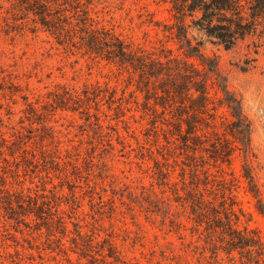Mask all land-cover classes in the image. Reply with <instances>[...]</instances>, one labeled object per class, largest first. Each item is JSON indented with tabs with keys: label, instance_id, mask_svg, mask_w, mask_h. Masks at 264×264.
<instances>
[{
	"label": "rangeland",
	"instance_id": "obj_1",
	"mask_svg": "<svg viewBox=\"0 0 264 264\" xmlns=\"http://www.w3.org/2000/svg\"><path fill=\"white\" fill-rule=\"evenodd\" d=\"M36 1L0 0V264H207L183 251L194 240L193 223L182 214V200L176 202L178 195L187 197L184 187L208 199L230 195L231 189L239 228L255 230L264 240V216L242 177L240 151L229 164L189 152L161 110L154 112L142 93H134L137 78L87 54L78 34L74 44L57 39V16L71 28L88 17V25L111 30L155 57L171 56L205 71L171 34L176 20L170 4L83 0L76 6V0H47L49 14L42 20L46 8ZM186 24L188 38L242 100L252 122L251 166L264 200V35L246 36L226 49L197 18H186ZM97 84L103 91L98 102L77 110L62 107L66 91L81 93ZM224 116L226 109H219L220 132ZM23 196L39 203L42 221L28 215V203L10 210V199ZM169 204L187 226L182 239L168 231V220L162 225ZM108 241L117 258L102 254L108 253ZM219 258L224 264H250L236 251L230 257L220 252Z\"/></svg>",
	"mask_w": 264,
	"mask_h": 264
},
{
	"label": "trees",
	"instance_id": "obj_2",
	"mask_svg": "<svg viewBox=\"0 0 264 264\" xmlns=\"http://www.w3.org/2000/svg\"><path fill=\"white\" fill-rule=\"evenodd\" d=\"M92 1L88 0L89 3ZM36 2L46 8L40 15L42 20H46L51 1L45 0V4L42 0ZM164 2L170 4L176 20L171 34L177 40L179 49L186 57L200 60L205 71H200L188 61L171 56H165V60L155 57L154 53L140 45L126 42L111 30L88 25V20L91 19L88 17L81 19L71 28L72 23L68 19L57 16V39L60 44H74V37L78 34L87 54L106 60L120 71L128 73L131 79L137 78L134 93H142L145 103L152 107L154 112L159 113L161 110L160 114L164 120L174 127L173 135H176V139L189 152L194 155L200 153L208 162L211 159L215 164H229L233 154L237 150L240 151L243 157L242 177L247 183L248 192L257 202L258 211L264 216V200L251 166L252 122L244 111L242 100L229 89L227 81L218 69L208 64L199 45H194L188 38L189 26L186 24V18H197V22L206 30L208 36L216 38L221 45L229 49L246 36L257 32L264 35V0ZM76 3V6L83 5V0H76ZM211 90L215 91L214 94ZM99 92H103L99 84L93 86L92 90L86 88L81 93L66 91L60 103L63 108L77 110V106L81 107L91 100L98 102L102 96ZM108 99L111 103L116 101L115 91L109 93ZM221 108L227 112V116H224L226 121L223 132H220L215 124L217 112ZM212 111L215 113H211ZM208 135L212 137L209 138ZM208 162H204V165ZM72 167L78 169L73 163ZM225 183L224 180L220 181V186ZM184 188L187 197L178 195L176 202L182 200V214L189 223H193L191 234L194 239L188 243V249L183 250L185 255L190 252L199 258V262L224 264L219 258L220 252L230 257L236 251L245 256L250 264H264V240L255 230L248 227L239 228L240 215L235 210L236 198L231 189L230 195L222 193L220 196L214 193V197L208 199L198 189ZM28 198L31 199L29 196ZM27 203L23 196L21 201L10 199L8 205L10 210L14 211L15 204L24 209ZM168 206L164 207L162 212V225H166L168 220V231L178 234L182 239L187 226L178 220L181 213L171 210L172 205ZM28 209V215L32 214L37 220H43V211L38 202L33 204V200H30ZM160 212L159 207L156 213ZM61 223L64 225L63 219ZM90 242L95 243L94 237L90 238ZM108 243V253L103 250L102 254H105V257L117 258L114 243ZM179 257L182 258L183 254Z\"/></svg>",
	"mask_w": 264,
	"mask_h": 264
}]
</instances>
